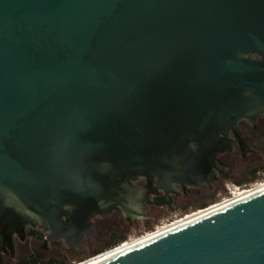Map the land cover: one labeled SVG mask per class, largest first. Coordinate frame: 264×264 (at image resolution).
<instances>
[{"label":"water","instance_id":"95a60500","mask_svg":"<svg viewBox=\"0 0 264 264\" xmlns=\"http://www.w3.org/2000/svg\"><path fill=\"white\" fill-rule=\"evenodd\" d=\"M260 115L264 0H0V256L211 186ZM100 264H264V191Z\"/></svg>","mask_w":264,"mask_h":264},{"label":"flooded vegetation","instance_id":"af4514ba","mask_svg":"<svg viewBox=\"0 0 264 264\" xmlns=\"http://www.w3.org/2000/svg\"><path fill=\"white\" fill-rule=\"evenodd\" d=\"M238 137L240 141L230 132L232 149L218 156V179L211 186L183 188L178 185L168 197L159 190L157 194L149 196L150 201L143 205L137 217L127 218L122 208L109 215L98 216L92 221L93 231L85 233L79 243L75 239L69 244L64 238L52 240L50 233L27 227L23 236L15 235L14 252L1 253L0 264H26L32 261L38 264H50L51 261L70 264L71 260H86V256L109 250L130 239L128 236L132 232H151L159 222H171V215L177 212L206 209L219 198L228 197L233 186L244 190L264 182V115L253 121L243 118L238 123ZM135 186L145 189L146 179L137 181ZM156 197H163L164 203L154 204Z\"/></svg>","mask_w":264,"mask_h":264},{"label":"bare ground","instance_id":"6f19581e","mask_svg":"<svg viewBox=\"0 0 264 264\" xmlns=\"http://www.w3.org/2000/svg\"><path fill=\"white\" fill-rule=\"evenodd\" d=\"M264 191V185L258 187L257 189L255 190H252V191H249V192H246V193H243L241 194L240 196L234 198L233 200H231L230 202H226V203H221L219 205H216L204 212H201V213H197V214H194L192 216H189V217H186L185 219H182V220H179L177 221L176 223H173L172 225H168L166 227H163L162 229L158 230L156 233L154 234H151V235H148V236H145L141 239H138V240H135L131 243H128L127 245H125L124 247H121L120 249L116 250V251H113V252H110V253H107L95 260H91L85 264H100L102 262H105L107 260H110L116 256H119L121 254H124L126 252H129L143 244H145L146 242L152 240L153 238L159 236V235H162L166 232H169L170 230L174 229V228H177L179 226H182L186 223H189L195 219H198V218H201V217H205V216H208L214 212H217L223 208H225L226 206L232 204V203H236L244 198H247V197H250L254 194H257V193H260V192H263Z\"/></svg>","mask_w":264,"mask_h":264},{"label":"built area","instance_id":"2783aa9c","mask_svg":"<svg viewBox=\"0 0 264 264\" xmlns=\"http://www.w3.org/2000/svg\"><path fill=\"white\" fill-rule=\"evenodd\" d=\"M263 184H264V182H262V183H257V184H255V185H253L252 187H250L249 189H244V190H240L238 187L233 186V187L230 189V196H229L226 200H224L223 202H221V203L230 202L231 200H233L234 198L240 196L241 194L246 193V192H249V191H252V190H255V189H257L258 187L262 186ZM221 203H219V204H221ZM219 204L211 205V206H209V207H207L206 209H203V210H198L197 212H194V213H192V214H190V215H187L186 217L192 216V215L197 214V213L204 212V211H206V210H208V209H210V208H212V207H214V206H216V205H219ZM186 217H185V218H186ZM185 218H184V219H185ZM181 220H182V219H181ZM176 222H177V221H175V222H173V223H176ZM173 223H170V224H168V225H172ZM168 225L157 226L152 232H150V233L147 234L146 236L151 235V234H154V233H156L158 230H160V229H162L163 227H166V226H168ZM144 237H145V236H144ZM142 238H143V237H142ZM139 239H141V238H139ZM135 240H138V239H128V240H126V241H124V242H122V243H120V244L114 246L113 248H110L109 250H106V251H104L103 253H100V254H98V255H96V256H93V257H91L90 259H87V260H84V261H82V262H79L78 264H85V263H87V262H89V261H91V260H95V259H97V258H99V257H101V256H103V255H105V254H107V253H110V252L116 251V250L120 249L121 247H124V246L127 245L128 243H131V242H133V241H135Z\"/></svg>","mask_w":264,"mask_h":264},{"label":"rangeland","instance_id":"374dc122","mask_svg":"<svg viewBox=\"0 0 264 264\" xmlns=\"http://www.w3.org/2000/svg\"><path fill=\"white\" fill-rule=\"evenodd\" d=\"M230 186H231V183L230 182H227ZM264 185V184H263ZM230 196V195H229ZM228 196V197H229ZM228 197H224V198H219L217 201H215V202H213V203H211L210 204V206L211 205H215V204H219V203H221V202H223L224 200H226ZM194 212H197V210H190L189 212H187V213H181V212H177V214H174L173 216L171 215V217H170V220L169 221H171V222H168L167 220H165V221H162V222H159L157 225L158 226H161V225H168V224H170V223H173V222H175V221H179V220H181V219H184L187 215H190V214H192V213H194ZM164 219H166V218H164ZM163 219V220H164ZM152 232V231H151ZM150 232H146V233H137V232H132L131 234H130V236H128L130 239H139V238H142V237H144V236H146L147 234H149ZM52 256L53 257H56L55 255H53L52 254ZM91 257H93V255L92 256H86V260L87 259H90ZM80 261L79 260H71V262H70V264H78Z\"/></svg>","mask_w":264,"mask_h":264},{"label":"trees","instance_id":"16d2710c","mask_svg":"<svg viewBox=\"0 0 264 264\" xmlns=\"http://www.w3.org/2000/svg\"><path fill=\"white\" fill-rule=\"evenodd\" d=\"M103 252H104V250L97 251L93 256H96V255L103 253ZM82 261H84V260H82ZM82 261H80V262H82ZM26 264H38V263H37V261H32V262H28ZM50 264H66V263H59V262L51 261Z\"/></svg>","mask_w":264,"mask_h":264}]
</instances>
